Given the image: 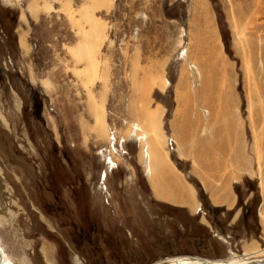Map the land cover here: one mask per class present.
Listing matches in <instances>:
<instances>
[{"label":"rangeland","instance_id":"obj_1","mask_svg":"<svg viewBox=\"0 0 264 264\" xmlns=\"http://www.w3.org/2000/svg\"><path fill=\"white\" fill-rule=\"evenodd\" d=\"M0 247L264 259V0H0Z\"/></svg>","mask_w":264,"mask_h":264},{"label":"bare ground","instance_id":"obj_2","mask_svg":"<svg viewBox=\"0 0 264 264\" xmlns=\"http://www.w3.org/2000/svg\"><path fill=\"white\" fill-rule=\"evenodd\" d=\"M144 139L142 142H146L147 137L143 135ZM141 139V138H140ZM0 264H11L6 260V257L0 247ZM159 264H264V259L250 261V262H230V261H212L207 259H201L196 257H177L172 260H167Z\"/></svg>","mask_w":264,"mask_h":264},{"label":"crops","instance_id":"obj_3","mask_svg":"<svg viewBox=\"0 0 264 264\" xmlns=\"http://www.w3.org/2000/svg\"><path fill=\"white\" fill-rule=\"evenodd\" d=\"M144 158H145L144 172L146 170L145 175L147 177H149V178H152L153 168H154L153 163L157 162L158 161L157 159H162V158L160 156H158V155H153L152 159H151L150 155L147 154V153L144 155ZM147 158H148V160H147ZM146 167H147V169H146ZM185 183H187V182H185ZM170 186H171L170 191L172 193V195H171L172 196L171 197L172 201H174V202H179V201L184 202V200H183L184 199V191H185L184 185H182L181 182L180 183L178 182V183H171Z\"/></svg>","mask_w":264,"mask_h":264}]
</instances>
